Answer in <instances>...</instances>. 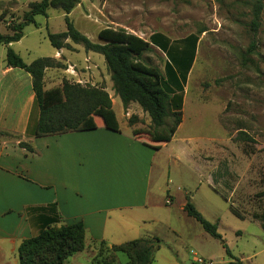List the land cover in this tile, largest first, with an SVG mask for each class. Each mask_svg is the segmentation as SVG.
<instances>
[{"label":"rangeland","instance_id":"rangeland-1","mask_svg":"<svg viewBox=\"0 0 264 264\" xmlns=\"http://www.w3.org/2000/svg\"><path fill=\"white\" fill-rule=\"evenodd\" d=\"M7 1L0 0V12L7 11L0 20V33L6 32L7 24L21 19L29 2L40 0ZM257 1L79 0L69 16L93 42L100 41L97 33L105 27L121 28L145 40L153 33L165 39L161 49L143 56L162 74L168 60L179 77L186 79L184 123L163 149L160 177L163 198H170L169 193L174 198L159 216H170L179 233L165 235L163 240L170 242L169 247L192 250L213 264L228 260L224 248L216 238L204 241L197 235L204 229L179 208L180 202L190 201L204 219L216 223L234 257L243 255L251 257L247 263L264 264V0H260L254 29L251 22ZM59 10L49 8L48 17L37 15L36 26L24 27L23 39L15 48L25 58L43 57L51 50L47 32L65 29ZM3 47L0 44V58L5 56ZM169 155L176 159L167 165ZM230 204L241 216L231 211ZM236 230L242 232L241 237ZM159 244L162 253H170ZM77 254L79 264H123L128 260L124 253L103 245L94 253Z\"/></svg>","mask_w":264,"mask_h":264},{"label":"crops","instance_id":"crops-1","mask_svg":"<svg viewBox=\"0 0 264 264\" xmlns=\"http://www.w3.org/2000/svg\"><path fill=\"white\" fill-rule=\"evenodd\" d=\"M23 36L3 48L6 54L9 46L25 63H30L36 58H25L15 48ZM67 42L70 49L51 46L43 56L64 65L44 70V89L59 87L64 79L102 86L111 98L116 124L111 125L94 113V129L35 137L38 109L31 76L21 68L8 66L5 56L0 58V264H19L17 248L21 241L37 235L47 224L75 222H81L85 230L84 249L79 252L94 253L100 245L111 248L130 240L156 237L158 247L150 264L194 263V257L202 256L192 250H179L177 245L169 247L170 242L163 240L165 235H178V224L170 216H159V211L174 198L171 193L170 198H163L160 184L163 149L173 136L157 141L145 133L150 125L148 114L135 102L123 107L104 57ZM153 50L158 48L153 46ZM71 65L75 67V76L66 72ZM183 123L182 115L177 130ZM21 142L31 149L21 146ZM173 159L176 158L169 155L167 165ZM184 203L179 204L182 211ZM236 233L242 236L240 230ZM197 235L204 241L211 238L205 231ZM159 243L170 253H162ZM77 253L66 264H79ZM249 258L239 257L245 264H255L247 263Z\"/></svg>","mask_w":264,"mask_h":264},{"label":"trees","instance_id":"trees-1","mask_svg":"<svg viewBox=\"0 0 264 264\" xmlns=\"http://www.w3.org/2000/svg\"><path fill=\"white\" fill-rule=\"evenodd\" d=\"M78 3L79 0L29 2L28 9L23 12L21 19L7 24V32L0 33V44L8 45L19 41L24 34V27L28 24L36 26L35 16H46L49 8L62 10L65 14V29L59 33L47 32L51 46L56 49H70V44L67 42L69 40L81 45L85 51L101 54L110 74L113 89L123 107L126 108L131 102L137 103L150 118V125L144 132L157 141L168 140L182 121L186 79L179 77L177 70L168 60L164 63V74H162L157 66L143 58L146 52L153 50V46L161 49V46L165 45V39L153 33L148 40H145L121 28L105 27L97 33L100 41L93 42L75 27L68 16ZM260 10L261 2L258 0L253 9L251 22L254 29L258 24ZM6 14L7 11L2 10L0 20ZM192 39L195 46L196 39ZM5 62L10 67L27 71L31 76L34 104L38 109L35 137L94 129L96 128L94 113H98L99 118L109 124H116L111 110V98L102 86L80 84L64 79L59 87L44 89V70L48 67L64 68L62 63L50 57H39L30 63H25L9 46L6 48ZM191 63L192 61L187 66L186 73ZM20 144L31 149L26 143ZM230 209L236 216H241L232 205ZM183 211L198 221L211 237L220 241L228 257L224 264H245L228 250L217 232L216 223L204 219L188 200L183 205ZM84 235L85 230L81 222L59 226L47 224L37 235L21 241L17 248L18 263L65 264L68 257L84 249ZM158 242L156 237H145L112 245L111 248L126 255L128 260L123 264H150Z\"/></svg>","mask_w":264,"mask_h":264},{"label":"built area","instance_id":"built-area-1","mask_svg":"<svg viewBox=\"0 0 264 264\" xmlns=\"http://www.w3.org/2000/svg\"><path fill=\"white\" fill-rule=\"evenodd\" d=\"M66 72H68V74L71 75V76H75L76 72H75L74 65L68 66L66 68ZM74 82L83 84L82 81H80V80L79 81H74ZM193 261H194L195 264H213L211 260L205 259L203 257H198V256L194 257Z\"/></svg>","mask_w":264,"mask_h":264}]
</instances>
